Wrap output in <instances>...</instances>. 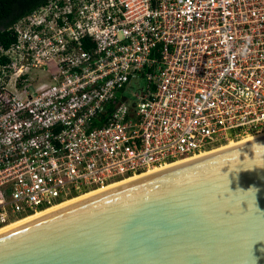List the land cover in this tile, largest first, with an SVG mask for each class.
<instances>
[{
  "label": "built area",
  "instance_id": "built-area-1",
  "mask_svg": "<svg viewBox=\"0 0 264 264\" xmlns=\"http://www.w3.org/2000/svg\"><path fill=\"white\" fill-rule=\"evenodd\" d=\"M9 29L0 228L264 134V0H48Z\"/></svg>",
  "mask_w": 264,
  "mask_h": 264
},
{
  "label": "water",
  "instance_id": "water-1",
  "mask_svg": "<svg viewBox=\"0 0 264 264\" xmlns=\"http://www.w3.org/2000/svg\"><path fill=\"white\" fill-rule=\"evenodd\" d=\"M0 264H264V135L5 228Z\"/></svg>",
  "mask_w": 264,
  "mask_h": 264
},
{
  "label": "trees",
  "instance_id": "trees-1",
  "mask_svg": "<svg viewBox=\"0 0 264 264\" xmlns=\"http://www.w3.org/2000/svg\"><path fill=\"white\" fill-rule=\"evenodd\" d=\"M48 0H0V45L7 47L15 40L9 29L12 23Z\"/></svg>",
  "mask_w": 264,
  "mask_h": 264
},
{
  "label": "bare ground",
  "instance_id": "bare-ground-1",
  "mask_svg": "<svg viewBox=\"0 0 264 264\" xmlns=\"http://www.w3.org/2000/svg\"><path fill=\"white\" fill-rule=\"evenodd\" d=\"M263 135H264V134H261V135H255V136H249V137H246V138H244V139H242L241 141H238V142H230V144H227V145H225V146H222V147H219V148H217V149H214L213 151L218 150V149H221V148H224V147H226V146L234 145V144H236V143H239V142H242V141H245V140H249V139H252V138H255V137L263 136ZM209 152H212V151H209ZM209 152H208V153H209ZM204 154H206V153H204ZM204 154H202V155H204ZM202 155H200V156H202ZM197 157H198V156H197ZM194 158H195V157H194ZM187 160H189V159H187ZM185 161H186V160H185ZM181 162H184V161H181ZM179 163H180V162H179ZM175 164H178V163L176 162ZM175 164H171V165L167 164V165H164V166H165V167H169V166H172V165H175ZM162 167H163V166H162ZM165 167H163V168H165ZM157 170H160V169H157V168H156V169H153V170H149L148 172H145V173H143V174H141V175L131 176V177H129V178H125V179H123V180H120V181H118V182H115V183H113V184H111V185L104 186V187H100V188H98V189H94V190H92V191H88V192H86V193L80 194L79 196H75V197H73V198H71V199H69V200H67V201H65V202H63V203H61V204H59V205H57V206L51 207V208H49V209H47V210H44V211H41V212H37V213H35V214H32V215L27 216V217H25V218H22V219H20V220H18V221H15V222H13V223L7 225V226H4V227L0 228V231L3 230V229H5V228H8V227H10V226H12V225L18 224V223H20V222H23V221H25V220H28V219H30V218H33V217L38 216V215H40V214H43V213H45V212L51 211V210H53V209H56V208H58V207H61V206H63V205H66V204H68V203H71V202H73V201L79 200V199H81V198L87 197V196H89V195L95 194V193H97V192L103 191V190H105V189L111 188V187H113V186H116V185H119V184H121V183H124V182L130 181V180H132V179L138 178V177H140V176H143V175L149 174V173L154 172V171H157Z\"/></svg>",
  "mask_w": 264,
  "mask_h": 264
},
{
  "label": "rangeland",
  "instance_id": "rangeland-1",
  "mask_svg": "<svg viewBox=\"0 0 264 264\" xmlns=\"http://www.w3.org/2000/svg\"><path fill=\"white\" fill-rule=\"evenodd\" d=\"M38 75L40 78H42V80H45V77H43V73L38 71ZM32 76H34V71L32 72Z\"/></svg>",
  "mask_w": 264,
  "mask_h": 264
}]
</instances>
